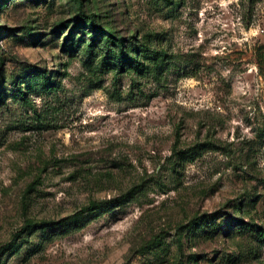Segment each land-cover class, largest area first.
<instances>
[{
  "label": "rangeland",
  "instance_id": "rangeland-1",
  "mask_svg": "<svg viewBox=\"0 0 264 264\" xmlns=\"http://www.w3.org/2000/svg\"><path fill=\"white\" fill-rule=\"evenodd\" d=\"M0 264H264V0H0Z\"/></svg>",
  "mask_w": 264,
  "mask_h": 264
},
{
  "label": "trees",
  "instance_id": "trees-1",
  "mask_svg": "<svg viewBox=\"0 0 264 264\" xmlns=\"http://www.w3.org/2000/svg\"><path fill=\"white\" fill-rule=\"evenodd\" d=\"M90 24H92L93 26H95L94 28H95V31L96 32H98V31H100V28L98 27V26H96V22L94 21V20H91L90 21ZM99 28V29H98ZM110 34H112V36L114 37V33L113 32H110ZM115 39H117V38H115ZM118 45H119V47H121V49L123 50V42L122 41H118ZM114 53H118V51L117 50H114L113 51ZM98 202L97 201H90V203H89V205H86V206H84L83 208H82V210L83 211H86L87 209H93V208H95V207H97L98 206Z\"/></svg>",
  "mask_w": 264,
  "mask_h": 264
}]
</instances>
